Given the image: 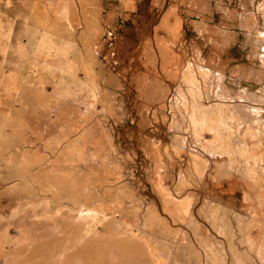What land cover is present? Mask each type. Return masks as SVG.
I'll return each instance as SVG.
<instances>
[{"label": "rangeland", "instance_id": "1", "mask_svg": "<svg viewBox=\"0 0 264 264\" xmlns=\"http://www.w3.org/2000/svg\"><path fill=\"white\" fill-rule=\"evenodd\" d=\"M0 264H264V0H0Z\"/></svg>", "mask_w": 264, "mask_h": 264}]
</instances>
